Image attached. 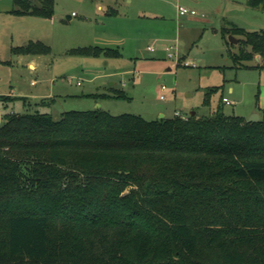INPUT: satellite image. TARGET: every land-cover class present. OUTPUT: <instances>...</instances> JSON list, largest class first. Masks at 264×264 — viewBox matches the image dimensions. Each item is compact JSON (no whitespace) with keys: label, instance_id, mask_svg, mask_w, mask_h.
<instances>
[{"label":"trees","instance_id":"1","mask_svg":"<svg viewBox=\"0 0 264 264\" xmlns=\"http://www.w3.org/2000/svg\"><path fill=\"white\" fill-rule=\"evenodd\" d=\"M12 1L14 14L55 13V0ZM221 33L241 37L234 63L264 58V29L228 23ZM50 50L40 41L13 48ZM70 53L121 55L101 46ZM0 264H264V116L6 112Z\"/></svg>","mask_w":264,"mask_h":264},{"label":"rangeland","instance_id":"2","mask_svg":"<svg viewBox=\"0 0 264 264\" xmlns=\"http://www.w3.org/2000/svg\"><path fill=\"white\" fill-rule=\"evenodd\" d=\"M246 1L133 0L125 6L123 0H55L51 18L14 14L13 1L0 0V98L22 97L8 107L0 100L1 120L9 111L49 112L58 119L67 110L96 108L147 119L172 117L176 111L211 116L219 108L247 119L255 111L263 116L264 68L256 58L234 63L230 52H239L240 41L228 45L221 33L224 18L248 30L264 29V11ZM109 4L119 14L110 13ZM178 6L198 14L179 17ZM24 40L43 42L51 50L31 54L39 57L29 66L28 54L13 52L26 46ZM85 46L117 48L122 56L70 53ZM169 52L177 53L178 61ZM213 87L218 88L206 103ZM120 91L126 97L95 96ZM225 96L234 103L224 102Z\"/></svg>","mask_w":264,"mask_h":264},{"label":"crops","instance_id":"3","mask_svg":"<svg viewBox=\"0 0 264 264\" xmlns=\"http://www.w3.org/2000/svg\"><path fill=\"white\" fill-rule=\"evenodd\" d=\"M115 2H116V4L118 3V0H115ZM247 2V5H248V7H250V8H252L253 10H257V11H260V12H262V11H264V8H261V7H253V6H250L249 4H248V0L246 1ZM133 3V0H123V4L125 5V6H129V5H131ZM179 7V6H178ZM108 8L109 9H107L110 13H118L119 14V12H120V9L119 8H117V7H115V6H113V5H108ZM102 9H103V7H102ZM178 16L179 17H185V16H188V15H180L179 14V12H178ZM54 16H52L51 18H53ZM70 18H72V16H70L69 15V19ZM228 23H235V24H237V25H239L238 23H236V22H233V21H229V20H227V19H225L224 18V22H223V26L222 27H225V26H227L228 25ZM240 26V25H239ZM242 26V25H241ZM243 27V26H242ZM245 28V27H244ZM181 29V27H179V30ZM247 29V28H246ZM261 29H263V28H261ZM260 29V30H261ZM248 30V29H247ZM255 30H259V29H255ZM250 31H253V30H250ZM230 34H228V36H229ZM236 37H238L239 38V41H240V39H241V37L240 36H238V35H235ZM225 40H226V43L229 45H231V43H233V44H237V43H234V42H231L230 40H228L227 41V36L225 37ZM30 41H28V40H24V44L23 45H27L28 43H29ZM101 47H104V46H101ZM106 47H109V46H106ZM170 47V46H169ZM150 49V48H149ZM229 49H230V47H229ZM120 51V50H119ZM120 53H121V55L120 56H117V58H120L121 56H122V52L120 51ZM20 54H24V53H20ZM25 55V54H24ZM29 55V54H28ZM28 55H25V62L27 61V63L29 64V66H32L34 63H35V61L38 59V57H39V55H35V56H32L31 54V57H29ZM116 58V57H115ZM254 58H256L257 59V61L259 62V65H260V67H262V68H264V66H263V64H264V58L260 55V54H256L255 56H254ZM253 58V59H254ZM35 65V64H34ZM245 66H247V65H245ZM33 82H35V81H33ZM114 82H112L111 84H113ZM35 84V83H34ZM230 90H232V88L230 89ZM47 97H50V98H53L54 96H52V95H47ZM226 97V96H225ZM96 102H98V100H96ZM98 106L100 105L99 103L97 104ZM251 112H253V111H251ZM250 112V113H251ZM255 112H257V111H255ZM255 112H253V113H255ZM257 113H259V115H260V118L261 117H263V116H261V113L260 112H257ZM243 116V115H242ZM245 117V116H244ZM245 118H247V117H245Z\"/></svg>","mask_w":264,"mask_h":264},{"label":"built area","instance_id":"4","mask_svg":"<svg viewBox=\"0 0 264 264\" xmlns=\"http://www.w3.org/2000/svg\"><path fill=\"white\" fill-rule=\"evenodd\" d=\"M178 12L180 15H196L198 14L197 11L195 9H191L189 7H185V6H179L178 7ZM151 50H155V48L153 46H150L149 47ZM170 48H173L172 46ZM169 49V48H168ZM176 54V55H175ZM169 55L170 56H174L176 58V61H178V56H177V53H172V52H169ZM185 65H189V62L185 61L184 62ZM165 88V86H163V89ZM223 101L226 102V103H234V101L230 100L228 97H223ZM175 115L177 116H181L182 118H187L188 115L186 114H182L180 113L179 111H176L175 112Z\"/></svg>","mask_w":264,"mask_h":264},{"label":"water","instance_id":"5","mask_svg":"<svg viewBox=\"0 0 264 264\" xmlns=\"http://www.w3.org/2000/svg\"><path fill=\"white\" fill-rule=\"evenodd\" d=\"M229 40L231 41V42H234V43H237L238 41H239V38L238 37H236L235 35H233V34H230L229 35ZM196 114V112L195 111H192L191 112V115H195ZM162 117H163V115H162ZM260 119V115H259V113H253L249 118H248V121H250V122H253V121H258Z\"/></svg>","mask_w":264,"mask_h":264}]
</instances>
